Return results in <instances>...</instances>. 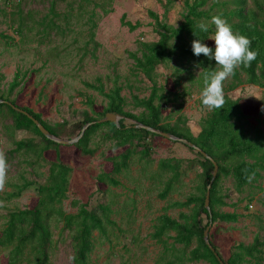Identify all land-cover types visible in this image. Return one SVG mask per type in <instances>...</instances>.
Wrapping results in <instances>:
<instances>
[{"label": "rangeland", "instance_id": "rangeland-1", "mask_svg": "<svg viewBox=\"0 0 264 264\" xmlns=\"http://www.w3.org/2000/svg\"><path fill=\"white\" fill-rule=\"evenodd\" d=\"M184 2L0 0V96L10 101L16 100L20 106L40 114L50 126L63 123L72 125L83 121L86 114L97 117L96 113H102L107 107L108 101L86 86V83L96 85L101 81L107 92L114 85L123 86L122 95L128 101L126 111L139 115L142 110L133 107V98L148 97L150 83L133 71V54L140 55L141 42L151 43L159 39L154 15L174 27L183 22ZM214 2L230 9L236 6V0H210V5ZM249 4L253 5L252 0H249ZM123 18L136 29L122 25ZM20 25L22 31L19 32ZM207 44L214 47L211 39ZM187 69V63L179 66L175 62L159 67L160 84L172 92H199L198 79L203 69L193 68V76ZM18 72L20 85L12 92L11 84ZM234 82V74L223 81V94L243 100L247 113L251 115L247 126L251 135L260 128L264 131V88L240 85L228 91ZM194 94V98L183 105L181 113L186 115L191 131L197 134L201 120L210 110L198 101L199 95ZM177 109L178 106L169 105L166 111ZM12 123L13 119L6 112L0 114V154L12 149L15 141L28 139L42 144L41 138L33 131L8 130L6 125ZM105 132L103 129L92 135L89 148L96 149L93 156L81 154L74 146H65L61 150L62 157L73 169L63 209L76 214L79 205L89 209L99 204L111 207L112 219L117 227L108 238L95 233L92 264H156L162 251V246L152 239L157 219L163 214L174 219H180L182 213L190 214V209L175 208L172 204L186 202L190 196L196 195L201 183V168L194 165L191 170H185L169 198L161 200L159 194L169 175L159 171V163L168 159L195 162L200 159L181 143L155 140L153 153L149 157L152 162L134 155L129 171L119 178L120 186L110 187L97 180L104 171L111 169V164L105 163L104 159L120 155L126 148L113 149L111 142L104 141ZM45 158L46 161H41L35 167L28 166L24 161L12 167V173L0 177V193L12 190L11 186L16 183V171L45 184L50 163L56 159L55 152L45 153ZM183 169L188 167L184 166ZM218 193L224 196L227 203L226 207L218 210L240 215L236 223L210 224L209 240L212 239L222 257L228 260L236 244L250 245L256 236L264 241V179L239 193L232 178L222 177ZM36 202L37 195L33 188L24 192L19 199L0 201V232L10 211L32 208ZM204 224H207L206 219ZM60 237L57 231L55 239ZM64 239H59L53 250L52 264H72L69 238L66 236ZM0 264H7L6 253L1 250Z\"/></svg>", "mask_w": 264, "mask_h": 264}, {"label": "trees", "instance_id": "trees-1", "mask_svg": "<svg viewBox=\"0 0 264 264\" xmlns=\"http://www.w3.org/2000/svg\"><path fill=\"white\" fill-rule=\"evenodd\" d=\"M6 1L10 2V0ZM252 2L253 5H250L249 0H236V6L230 9L221 7L217 2L210 5V0H185L184 20L178 27L169 25L154 15L159 39L151 43L141 42L140 55L133 54V71L150 83L148 97L133 98V107L142 110L139 115L126 111L128 101L122 95L123 86L114 85L107 92L101 81L96 85L86 83V86L99 92L108 101L107 107L102 113H96L97 117L86 114L83 121L72 125L63 123L50 126L42 120L40 114L20 106L16 100L10 101L0 96V100L8 102L0 103V114L6 112L7 116L13 119L12 124L6 125L7 129L33 131L42 140V144L28 139L15 141L12 149L0 154L5 165L0 177L12 173L14 169L11 168L16 167L21 161L35 167L40 165L41 161H46L45 153L54 151L56 155L55 161L50 163L45 184L29 179L22 172L16 171V183L11 186L12 190L0 193V201L3 202L19 199L31 188L37 195V202L32 208L12 210L6 215L5 226L0 232V250L6 253L7 264H52L53 250L58 240L66 236L69 238L73 252L72 264H92L91 254L95 248V233L98 232L99 235L108 238L110 232L117 227V223L112 219L113 211L109 205L99 204L91 209L79 205L76 214L67 213L63 209V203L68 198L73 171L69 162L61 155V150L65 146L47 139L23 112L37 119L52 135L60 139L78 137L82 129L90 124L83 138L73 145L83 155L93 156L96 153V149L89 148L91 137L94 133L105 129L103 135L105 142H111L115 150L126 148L122 154L104 159L105 163L111 164V169L108 172L104 171L97 180L110 187L120 186L119 178L125 171H129L134 155H140V158L147 160L148 163L152 162L149 157L153 153L155 140L181 143L139 129L136 127L137 124L160 130L194 144L202 153L181 143L196 154L200 159L197 162L168 159L159 163V171L169 175L159 194L161 200L169 198L176 185L180 183L185 170H191L194 165H199L201 168L199 175L201 183L197 187L196 195L190 196L186 202L172 204L175 208L190 209V214L182 213L180 219L163 214L157 219L152 239L162 246V251L156 264L200 262L264 264V241L260 236H256L250 245L236 244L228 260L222 257L212 239L210 243L215 251L210 249L204 238V232L210 224L236 223L240 218L236 212L227 213L218 210L227 205L224 196L218 193L222 177L232 178L239 193L264 179L263 129H257L251 135L247 128L251 115L247 113L243 100L232 99L228 94H223V104L220 108L209 111L201 120L200 131L197 134L191 131L187 125L186 115L181 113L183 105L190 102L195 96L194 93L199 95L198 101L202 104L201 93L205 78L218 71L214 61L207 59L203 54L199 57L193 55L191 47L195 39H200L208 45L207 42L215 32V26L211 24L213 16H221L225 19L234 34L246 36L251 41V49L257 53L256 58L249 65H241L235 69V82L230 85L228 91L240 85L264 88V0H252ZM200 23L208 24V32L200 31L197 27ZM122 25L130 27L131 30L136 29V26L125 22V18L122 20ZM18 29L19 32L22 31V25ZM3 38L8 37L3 36ZM173 62L179 66L187 63V72L190 76H193V68L203 69L198 79L199 92L190 93L187 90L172 92L160 84L159 67ZM179 71L178 69L177 72ZM19 77L18 72L15 81L11 84L12 92L20 85ZM169 105L178 106V109L166 111ZM108 113L122 116L118 125L101 122ZM214 162L218 165V173L211 187V212H209L205 200L208 186L213 178ZM184 166L188 169H183ZM204 217L207 224H204ZM57 231L61 237L55 239Z\"/></svg>", "mask_w": 264, "mask_h": 264}, {"label": "clouds", "instance_id": "clouds-1", "mask_svg": "<svg viewBox=\"0 0 264 264\" xmlns=\"http://www.w3.org/2000/svg\"><path fill=\"white\" fill-rule=\"evenodd\" d=\"M211 24L215 26L214 35L211 37L214 47H209L200 39L193 40L191 45L193 55L199 57L203 54L219 68V71L205 78L201 93V101L210 111L223 104V81L232 76L239 66L249 65L257 55L251 49V41L244 35L234 34L231 26L221 16H213ZM197 27L205 33L209 30L205 23H200ZM4 166V161L0 158V175Z\"/></svg>", "mask_w": 264, "mask_h": 264}, {"label": "water", "instance_id": "water-1", "mask_svg": "<svg viewBox=\"0 0 264 264\" xmlns=\"http://www.w3.org/2000/svg\"><path fill=\"white\" fill-rule=\"evenodd\" d=\"M0 103H8V102H5L3 100H0ZM18 111H21L23 112L21 109H17ZM25 113V115H27L33 122L34 124L38 127L39 131L49 140H52L60 145H63V146H73L75 145L76 143H78L84 136L86 130L89 128L90 124L86 125L82 131H81V134L78 136V137H75L73 139H69V140H66V139H60V138H57L55 137L54 135H52L37 119L33 118L32 116H30L28 113L26 112H23ZM122 119V116L120 115H117L115 113H108L106 115V117L104 119L101 120V122H112V123H115V124H119V121ZM137 128L139 129H144L148 132H151V133H154V134H157V135H160L170 141H176V142H181L191 148H194L197 152L199 153H202V151L199 149V148H196V146L192 143H190L189 141L187 140H184V139H180V138H177L171 134H168V133H165V132H162L160 130H156L154 128H151V127H148V126H145V125H142V124H137L136 125ZM204 156L206 158H208V155H206L204 153ZM214 172H213V178H212V181H211V184L208 186V189H207V195H206V200H205V206H206V209L211 212L210 210V193H211V187H212V184L213 182L215 181L216 177H217V173H218V165L214 162ZM211 225L205 230L204 232V238H205V241L207 243V245L210 247V249L212 251H215L214 248L212 247L211 243H210V240H209V232H210V229H211ZM222 261V260H221ZM221 264H224L223 262H221Z\"/></svg>", "mask_w": 264, "mask_h": 264}, {"label": "bare ground", "instance_id": "bare-ground-1", "mask_svg": "<svg viewBox=\"0 0 264 264\" xmlns=\"http://www.w3.org/2000/svg\"><path fill=\"white\" fill-rule=\"evenodd\" d=\"M193 98H194V97H193ZM193 98H192V99H193Z\"/></svg>", "mask_w": 264, "mask_h": 264}]
</instances>
